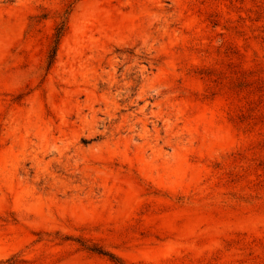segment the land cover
<instances>
[{
	"label": "rangeland",
	"instance_id": "1",
	"mask_svg": "<svg viewBox=\"0 0 264 264\" xmlns=\"http://www.w3.org/2000/svg\"><path fill=\"white\" fill-rule=\"evenodd\" d=\"M0 264H264V0H0Z\"/></svg>",
	"mask_w": 264,
	"mask_h": 264
},
{
	"label": "trees",
	"instance_id": "2",
	"mask_svg": "<svg viewBox=\"0 0 264 264\" xmlns=\"http://www.w3.org/2000/svg\"><path fill=\"white\" fill-rule=\"evenodd\" d=\"M66 30H67V22H66V19H64V20H62V22L59 25H57V27L55 29V33L53 36V42H52V45L49 49V55H48L49 67L51 66V64L53 63V61L55 59L58 45L60 43L61 38L65 34ZM92 250L97 251L94 249H92Z\"/></svg>",
	"mask_w": 264,
	"mask_h": 264
}]
</instances>
